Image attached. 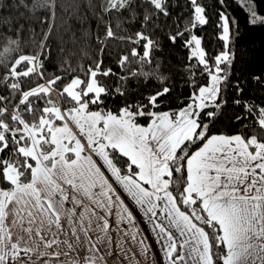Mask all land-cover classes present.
I'll return each instance as SVG.
<instances>
[{"label":"snow or ice","instance_id":"1","mask_svg":"<svg viewBox=\"0 0 264 264\" xmlns=\"http://www.w3.org/2000/svg\"><path fill=\"white\" fill-rule=\"evenodd\" d=\"M261 2L245 0L251 25L264 26ZM216 3L224 6V0ZM80 7V0H0V40L15 46L4 51H21L12 36H23L33 24L43 34L47 11L71 18ZM89 7L110 17L106 41L130 45L116 58L119 75L104 55L87 67L65 62L61 73H48L52 29L41 43L28 42L38 51L0 62V264H35L33 250L13 241L5 224L10 205L32 201L59 234L71 233L48 247L63 242L72 249L82 239L89 244L90 255L76 264H108L109 257L113 264H240L256 252L250 241L264 239V98H246L244 83L231 79L235 21L217 13L215 39L225 50L213 55L204 46L213 26L204 0H89ZM65 31L72 33V26ZM71 38L75 43V33ZM165 43L189 55L162 68L155 54ZM180 80L190 86L189 96L176 97L180 108L162 111ZM226 89L236 94L234 119L241 127L234 134L213 133ZM116 98L121 103L113 111L108 101ZM136 213L151 226L155 251ZM100 245L106 246L104 257L96 255ZM259 248L264 251V244Z\"/></svg>","mask_w":264,"mask_h":264},{"label":"trees","instance_id":"2","mask_svg":"<svg viewBox=\"0 0 264 264\" xmlns=\"http://www.w3.org/2000/svg\"><path fill=\"white\" fill-rule=\"evenodd\" d=\"M177 3H183V0H176ZM209 5V13L213 26L207 28V37L204 41L206 50L211 51L213 55L218 51H222L223 42L215 39L218 29L214 26L215 22L219 20L218 12L225 11V13L235 21L232 27L230 38V50L234 56L232 66L230 68V75L233 83L240 80L245 86V97L254 99L256 103L264 98V85H258L254 77H260L264 81V26L251 25L249 23V15L246 10L245 0H224V6L216 3V0H204ZM81 7L76 16L69 18V15L63 11H58L55 17L52 16L51 11H47V22L43 26V34H47L49 29H52V36L49 38V54L50 59L45 61L46 70L48 73H61L66 64L73 67L77 65L89 66L91 61L98 55H104V63L111 65L113 70L119 75L121 69L115 67V61L118 55L126 54L130 45L122 44L118 40H105L107 17L99 7L90 8L89 0H80ZM93 5L98 4V0H91ZM180 8L174 9L175 13L180 12ZM46 10L40 9L37 15L44 19ZM7 15V9L4 10ZM259 14L264 16V2L260 3ZM79 17V18H77ZM68 25L72 26V33H75L76 42H72V33H67L65 29ZM31 31H26L23 36H12V39H19L21 51L13 52L11 50L4 51L8 46L4 41L0 40V62L11 63L14 57L20 54H32L38 51L30 47L28 42L35 39L37 43H41L44 39L41 34V26L33 24ZM125 27H128L125 25ZM138 25L129 28L128 34L138 30ZM35 34V35H34ZM126 33L118 32L117 35H125ZM63 37L65 43L61 44L60 38ZM161 39H163L161 37ZM100 48H105L106 52L110 51L111 56L106 53L101 54ZM189 55V50L179 46L172 47L165 43L163 50L155 54L156 60L162 62V68H167L168 65H178L180 61L184 60ZM194 62V61H192ZM189 62V63H192ZM133 70H137L138 66H132ZM4 74L0 70V75ZM169 73L165 71V75ZM179 79V78H177ZM135 84L136 81L133 80ZM32 86H35L34 84ZM190 93V86H185L183 80H180V86L177 87L171 98V102L162 111L171 109H178L181 107L180 102L176 99L179 96L182 100L186 99ZM55 95V94H54ZM224 98L227 103L222 109V114L217 118L213 133L224 132L227 134H234L240 129V125L235 123V113L239 111L238 107L232 103L236 99V94L232 89H226ZM119 98L108 101V107L113 111L120 106ZM143 123V121L141 122ZM245 124L250 121H245ZM206 231H210L206 228ZM222 254L227 253L226 246L221 247ZM222 264V261L219 262Z\"/></svg>","mask_w":264,"mask_h":264},{"label":"crops","instance_id":"3","mask_svg":"<svg viewBox=\"0 0 264 264\" xmlns=\"http://www.w3.org/2000/svg\"><path fill=\"white\" fill-rule=\"evenodd\" d=\"M126 203H128L127 199ZM36 212H38L36 216L39 217L40 220L39 222L34 221L35 224L38 223V225L35 226H15L12 223L14 222V220L11 221L9 216L5 221L7 230L12 234L13 241H18L22 248L28 247L33 250L31 253H29V255H31L32 260L35 262V264H76L77 261L83 262L86 257L90 255V253L86 251L89 247V244L83 239L77 242L76 248L72 249H69L67 244L63 242L59 244L54 243L51 245V247H48V241H66L70 238L71 233L69 231L68 235L59 234L57 232V229L55 228V225H49L47 213H44L40 209ZM136 219L140 222V227L144 230L145 234L149 235V242L152 245V250L155 251L157 245L153 241L151 234H149V229L151 226L143 223L139 213H136ZM122 227L125 226L122 225ZM29 229H31V231H28ZM37 232H39V235H37ZM41 237H43V239H41ZM112 239L113 241L116 240L115 232H112ZM250 242L257 245L256 252L252 255H249L246 260H242L240 264H264V251H261L259 248L260 244H264V239L253 238ZM107 248H114V244L108 245ZM41 253H47V255L41 256ZM56 253H59V255L57 256ZM21 255H23V253H21ZM96 255L99 257H104L106 255V246L100 245L96 251ZM161 255L162 253H157V259H159ZM137 258L139 259L140 257L137 256ZM95 264H105V260L97 259L95 261ZM108 264H113V260L111 257L108 258ZM189 264H191L190 260Z\"/></svg>","mask_w":264,"mask_h":264},{"label":"rangeland","instance_id":"4","mask_svg":"<svg viewBox=\"0 0 264 264\" xmlns=\"http://www.w3.org/2000/svg\"><path fill=\"white\" fill-rule=\"evenodd\" d=\"M225 50V49H223ZM69 127L72 128L73 132L77 134V138H80L79 136V131L78 129L75 128V126L69 122ZM82 142H84L82 140ZM27 199V198H26ZM34 201H32L31 203L25 205V204H21V205H10V208L12 209L11 212H9V217L12 220H14V222H12L15 226H20V227H31V226H35L38 225V223H34V221L39 222L40 218L36 216V214L38 212L39 209L34 207ZM17 212H19V215H17ZM29 213H31V215H29ZM29 220H32V223H29ZM6 224V223H5Z\"/></svg>","mask_w":264,"mask_h":264}]
</instances>
